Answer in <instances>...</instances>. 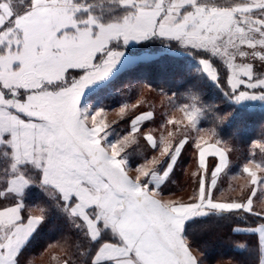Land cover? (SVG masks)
<instances>
[{
    "label": "snow or ice",
    "instance_id": "snow-or-ice-1",
    "mask_svg": "<svg viewBox=\"0 0 264 264\" xmlns=\"http://www.w3.org/2000/svg\"><path fill=\"white\" fill-rule=\"evenodd\" d=\"M157 40L196 58L195 71L233 109L231 122L244 123L252 102L264 109V0H0V264H21L48 219V207L32 214L36 190L82 234L83 264H202L189 228L209 217L251 221L232 230L257 236L264 264V207H256L258 193L264 205V161H252L258 171L243 168L240 197L214 196L231 151L215 128L200 126L214 105L197 94L191 104L169 97L187 124L169 119L165 127L196 133V189L188 202L162 198L189 143L187 132L168 140L180 126L159 140L141 133L154 118L147 111L131 119L126 135L109 139L103 94L121 73L157 59L126 54L129 46ZM135 107L123 104L120 117ZM137 134L158 155L145 157L133 176L128 149ZM256 147L264 151V143ZM209 156L218 158L211 167Z\"/></svg>",
    "mask_w": 264,
    "mask_h": 264
},
{
    "label": "trees",
    "instance_id": "trees-1",
    "mask_svg": "<svg viewBox=\"0 0 264 264\" xmlns=\"http://www.w3.org/2000/svg\"><path fill=\"white\" fill-rule=\"evenodd\" d=\"M128 51L134 54L148 52L157 56V59L150 63L138 64L121 73L113 82L111 89L103 94L101 104L108 114L107 121L111 123L110 131L113 133L109 139L115 140L126 135L130 130L131 119L146 110H151L154 118L145 122L141 127V133L151 131L157 140L162 135L167 136L170 128L175 126L165 127L167 120L170 119L171 110L175 107L169 102V97L176 93L179 97L176 104H191L192 95L197 94L205 105L215 106L205 113L200 126L204 129L215 128L219 139L226 142L227 147L231 149L228 154L229 166L227 171L221 175L216 192H230L226 187L230 175H239L246 185L247 174L243 172V168L264 161V152L256 147L257 142L264 143V109L248 113L242 124L231 122L230 113L233 109L228 106L221 90L213 87L206 78L195 71L196 58L190 56L175 42L162 43L159 40L145 42L130 45L126 50L127 54ZM125 103L137 105V107L129 108L123 119L120 116L112 119L111 113L118 111ZM219 116L226 117L223 123L218 122L217 117ZM183 134L185 133L177 134L175 138L168 137V140L175 143ZM137 135L140 137L138 143L128 149L129 165L132 168L143 163L145 157L158 155L149 148L145 151L147 143L140 134ZM189 136V143L182 151L174 173L162 186L163 195H185L186 197L177 200L180 202H188L196 189L197 177H194L193 173L198 168V150L195 149L191 139L193 136ZM211 140L213 141L214 138ZM216 161V157H209V167ZM243 183L238 186L239 189ZM240 195L233 198H238ZM259 196L258 193L257 208L262 207L259 205L261 204ZM28 204L32 207L34 214H39L38 208L41 206L48 207L49 211L45 224L38 230L31 244L24 251L21 264H57L62 261H67L68 264H83L85 257L81 256L80 252L87 242L65 217L51 208V202L48 201L46 194L36 190L30 196ZM237 226L255 225L251 221L246 224L240 219L216 217L190 222V245L206 264H259L260 250L257 236L234 232L232 229ZM240 244L246 247L240 248Z\"/></svg>",
    "mask_w": 264,
    "mask_h": 264
},
{
    "label": "rangeland",
    "instance_id": "rangeland-1",
    "mask_svg": "<svg viewBox=\"0 0 264 264\" xmlns=\"http://www.w3.org/2000/svg\"><path fill=\"white\" fill-rule=\"evenodd\" d=\"M220 2L221 3L231 2V0H220ZM252 103L256 104V107H255L254 110L262 109L259 106V102H252ZM111 115L113 116V117H111L112 119H116V117L120 116L119 115V109H118V111H113L111 113ZM108 118L109 117H108V114H107V120H108ZM169 118L170 119H175L177 122H183V125L187 124V119L185 118L184 114L181 111H179L176 106L174 107V109L171 110ZM178 126H180V129H181L180 132L177 133L178 135H180L181 133L187 132L188 135H192L193 137H195L196 133L194 131H192L190 129H185L182 125H178ZM174 128L176 129L177 125H175L174 127H171L170 130L171 131H175ZM164 136H166V135H164ZM205 138L207 139V137H205ZM208 142L212 143L213 141L211 139H209ZM249 166L252 167V170H254V171L257 170L255 168V164H250ZM225 171H227V169ZM241 183H243V178H241L239 175H230L229 179H228V182H227V186H226L229 189L230 192L229 193H224L222 191H217L215 193V196L220 197L221 199H232L233 197L238 196V195L241 194V191H240L241 188L239 189V187H238L239 185H241ZM244 184H245V182L243 183V185ZM231 193H233V194H231ZM181 195L182 194H179V195H164V199L165 200H168V199L180 200V199H182L181 197H186L185 195L184 196H181ZM259 205L264 207V205H262V204H259ZM199 259L201 260L202 264H206L201 256L199 257Z\"/></svg>",
    "mask_w": 264,
    "mask_h": 264
},
{
    "label": "crops",
    "instance_id": "crops-1",
    "mask_svg": "<svg viewBox=\"0 0 264 264\" xmlns=\"http://www.w3.org/2000/svg\"><path fill=\"white\" fill-rule=\"evenodd\" d=\"M132 46V45H131ZM127 54V53H126ZM147 111H150V110H146V111H144V112H147ZM141 113H143V112H141ZM141 113H139L138 115H140ZM151 149L150 148V146L147 144V146L145 147V151L147 150V149ZM209 157H211V156H209ZM209 157H207V161L209 160ZM197 159H198V152H197ZM216 159H217V161L216 162H218V158L216 157ZM132 168V167H131ZM133 169V171H131L130 172V175H133V176H135L136 175V172L134 171V169L135 168H132ZM254 171V170H253ZM256 171H258V170H256ZM258 174H259V172H258ZM215 196V195H214ZM162 198L164 199V195H162ZM32 214H34V213H32ZM34 215H37V214H34ZM193 249V248H192ZM193 252H194V254L195 255H197V257L199 258V253L195 250V249H193ZM260 258H261V253H260ZM57 264H65V261H62V262H59V263H57ZM259 264H260V261H259Z\"/></svg>",
    "mask_w": 264,
    "mask_h": 264
}]
</instances>
